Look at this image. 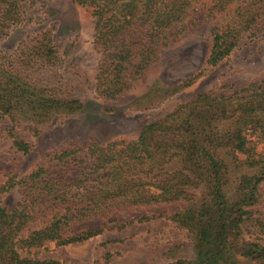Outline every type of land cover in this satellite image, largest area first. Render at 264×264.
Masks as SVG:
<instances>
[{"label": "trees", "instance_id": "trees-1", "mask_svg": "<svg viewBox=\"0 0 264 264\" xmlns=\"http://www.w3.org/2000/svg\"><path fill=\"white\" fill-rule=\"evenodd\" d=\"M70 1L95 19L93 92L103 100L128 91L198 7L226 18L211 30L209 65L264 25V0ZM22 2L0 0V40L27 20ZM51 34L38 32L15 53L0 51V114L14 123L29 119L36 127L84 107L73 79L64 76ZM9 136L17 151L30 150L16 133ZM261 185L264 88L254 82L230 95L199 94L146 123L136 139L55 149L29 173L9 174L0 193L17 187L21 202L12 209L0 206V264H60L35 254L49 244L65 246L99 234L101 229L76 228L89 219L163 202L184 203L170 219L192 233L198 264H238V257L264 264V216L255 210L263 202Z\"/></svg>", "mask_w": 264, "mask_h": 264}, {"label": "rangeland", "instance_id": "rangeland-1", "mask_svg": "<svg viewBox=\"0 0 264 264\" xmlns=\"http://www.w3.org/2000/svg\"><path fill=\"white\" fill-rule=\"evenodd\" d=\"M22 4L27 20L0 40V51L15 53L38 32L50 30L53 45L63 57L64 76L73 79L84 107L78 113L52 115L36 127L29 119L18 124L0 114V184L9 174L21 176L48 162L55 149L136 139L146 123L161 120L199 94L230 95L254 82L264 88V25L245 36L227 58L209 65L211 30L226 18L224 13L211 14L198 7L190 11L186 29L162 49L128 91L115 100L97 98L93 88L99 55L92 43L95 19L88 9L70 0H23ZM10 131L29 143L28 152L12 146ZM260 191L264 192V185ZM20 202L17 187L0 193V206L6 209ZM183 205L163 202L115 210L76 226L101 229L99 234L65 246L49 244L35 256L60 264H198L192 233L170 219ZM255 210L264 216V197ZM259 243L264 246V239ZM237 261L256 264L249 257Z\"/></svg>", "mask_w": 264, "mask_h": 264}]
</instances>
